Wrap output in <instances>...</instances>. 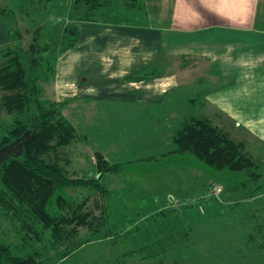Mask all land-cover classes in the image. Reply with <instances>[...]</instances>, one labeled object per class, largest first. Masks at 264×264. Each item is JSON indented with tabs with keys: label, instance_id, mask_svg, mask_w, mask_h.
Returning <instances> with one entry per match:
<instances>
[{
	"label": "rangeland",
	"instance_id": "374dc122",
	"mask_svg": "<svg viewBox=\"0 0 264 264\" xmlns=\"http://www.w3.org/2000/svg\"><path fill=\"white\" fill-rule=\"evenodd\" d=\"M17 1L0 0V8H16ZM38 1H42L41 6ZM258 1L145 0L140 7L128 8L124 1L114 0L104 9L108 15L98 23L145 24L162 28L172 40L179 38V44L171 42L163 58L154 63L160 68V75L146 80L154 81L155 100H163V104L133 105L120 98L114 100L113 92L108 93L111 98L71 100L69 94H60L55 70L54 75L52 70L39 69L44 99L70 101L63 115L86 136L85 141L71 146L70 173L96 176L95 154L106 151L110 154L103 156L110 162L121 161L123 169L118 174L98 176L103 193L70 190V195L80 201L88 197L91 228L79 227L78 238L59 250L44 248L43 243L31 244L30 250L42 252L37 256L38 264H264V177L259 191H229L216 184L212 170L197 159L190 156L179 160L168 153L174 147L172 135L183 117L203 115L216 124L233 127L235 137L246 141L247 150L263 163L264 175L258 139L231 112L240 119L243 96L248 98V93L241 90L256 88L259 70H263L258 54L252 52L253 44L242 41L243 36L253 37L261 26L264 28V2ZM191 3L196 16L185 8ZM70 5L71 0H32L27 9L37 11L32 16L18 15L16 28L21 30L23 39L15 43L29 45L33 34L26 29L44 22L49 28L59 24L63 30V25L72 22ZM2 17L5 16L0 13ZM201 25L215 26L208 31L214 36L208 37H215L216 46L210 41L201 46L211 47L206 51L214 53V58L192 43V38L183 40L184 34H192L190 31ZM111 31L106 37L109 41L117 33ZM227 51L229 54L224 56ZM260 63L264 64V57ZM125 77L113 78L117 88L139 89L136 84L140 81L128 82ZM163 78L167 81L160 89L156 84L162 83ZM87 88L89 95L96 94ZM257 91L261 94L258 88ZM249 94L259 96L252 91ZM114 119L120 124L114 126ZM8 122V116L1 114L0 124ZM2 134L0 127V138ZM217 186H221L220 193L214 192ZM189 203L194 206L187 207ZM0 239L15 247L16 254L27 253L23 234L1 210Z\"/></svg>",
	"mask_w": 264,
	"mask_h": 264
},
{
	"label": "trees",
	"instance_id": "16d2710c",
	"mask_svg": "<svg viewBox=\"0 0 264 264\" xmlns=\"http://www.w3.org/2000/svg\"><path fill=\"white\" fill-rule=\"evenodd\" d=\"M113 1L71 0L72 22L62 23L63 30L59 24L49 28L45 22L27 28L26 32L33 36L26 46L15 43L23 39L21 30L16 28L17 17L34 15L37 8L31 12L27 9L32 0H18L16 8H0L5 16L0 23L5 24L8 33V43L0 45V115L9 118L8 123L0 124L3 130L0 148L27 132L35 134L20 157H12L0 168V210L12 218L23 234V248L27 250L25 255L16 254L15 247L0 239V264H38L37 256L42 252L30 250L31 244L43 243L44 248L59 250L77 239L79 227L91 228V212L88 197L80 201L70 195V190L103 193L98 176L118 174L123 169L121 162H110L97 152L96 176L70 173L71 146L85 141L86 136L63 115L67 101L44 99L38 75L42 67L54 72L59 56L79 42L81 25L98 23L108 15L104 9ZM122 1L128 8L145 3V0ZM38 2L41 6L42 1ZM160 73V68L152 63L130 72L125 79L151 80ZM232 128L216 124L207 116L185 115L172 135L174 147L168 153L179 160L190 156L197 159L212 170L215 183L224 189L259 191L263 186V163L247 150L246 141L235 137Z\"/></svg>",
	"mask_w": 264,
	"mask_h": 264
},
{
	"label": "crops",
	"instance_id": "0c3cea01",
	"mask_svg": "<svg viewBox=\"0 0 264 264\" xmlns=\"http://www.w3.org/2000/svg\"><path fill=\"white\" fill-rule=\"evenodd\" d=\"M258 2L261 3L262 0H259ZM153 4H157V2H154ZM185 8L187 11L193 13V16L198 14L193 3L187 4V7ZM185 8L182 7V10H186ZM262 24L264 25V21H261V25ZM214 27L215 26L201 25L199 28H195L196 30L190 31L192 34H184L185 37H183V40L185 38H192L191 42H194L197 47H201L205 41H210L216 46L217 42L214 39L215 37H208L214 36L213 32H208L214 29ZM111 30H116L117 33H115L116 35L114 34L113 38L109 41L106 37L112 33ZM102 32H106V34L104 35ZM202 32L206 33L202 34ZM242 41L246 45L253 44L252 52L258 54L257 60L259 61V67L263 68V70L261 72L259 70L260 77L256 88L248 87V90H241L244 93H248V98L245 99L243 96L244 101L240 112V119L235 112L232 110L231 112L233 117L238 119L247 130L254 134L255 139H258L257 143L261 148L260 154L264 160V97L261 96L262 91H264V64L260 63V59L264 57V28L261 26L258 34H255L253 37L250 35L247 37L243 36ZM171 42L172 44L176 43L178 45L179 38L177 37L172 40L167 32H163L162 28L152 27L150 25H134L127 23L121 25L119 23L112 24L108 21L83 24L81 25L79 42L75 47L60 55L57 60L55 68L57 78L56 86L59 89H62V91H60L61 95L68 96L69 94L71 100L77 98L85 99L84 97L111 98L108 96V93L113 92L114 95H116L114 100L120 98L119 100L130 101L133 105H136V103L139 102L150 103L152 106L163 104V100L160 103L158 99L155 100L156 91L153 89L155 84H152L154 81H140V83L136 84L140 85L137 86L139 89L133 88L130 90L124 89L122 86L117 88V84L114 83L113 78L115 79L116 77V79L121 80L131 71L159 62L160 59L163 58V52L167 50V48L169 49V44ZM6 43H8L7 27L4 23H0V45ZM202 49L203 52H209L206 51V49H211V47ZM210 52L209 54L211 57H216L214 53L212 54V52ZM227 53L229 54L227 51L223 55L226 56ZM222 56L219 57L222 58ZM251 60L253 59L251 58ZM93 71L96 72L92 73ZM92 74H94V76H91ZM96 78L97 82L95 81ZM166 79L167 78H163L162 83H158L156 86L160 89L164 88V83L167 81ZM159 81H161L160 78ZM93 82L97 85L92 84ZM87 87L96 92V94L89 95L90 93L88 92L91 91L88 90ZM94 88L96 90L98 89L97 91L99 92L95 91ZM122 88L124 90H122ZM257 88L261 94H259ZM155 90L158 91L159 89ZM249 91L257 93L259 96L251 97ZM206 98H208V94H206ZM56 101L61 100L57 99ZM110 117L111 116L108 118L106 117V120L110 121ZM81 122L84 123L83 119ZM103 122L105 123L106 121L103 120ZM117 122L118 121L114 119L112 124L114 126L120 124ZM115 131L119 130L116 129ZM248 145L250 146V144ZM110 146L114 145L112 144ZM170 148L172 149L173 146ZM170 148L168 152L171 150ZM112 152L115 153L114 151ZM107 153L110 154L109 151L103 152L105 156ZM113 162L116 163L118 161L114 160Z\"/></svg>",
	"mask_w": 264,
	"mask_h": 264
},
{
	"label": "water",
	"instance_id": "95a60500",
	"mask_svg": "<svg viewBox=\"0 0 264 264\" xmlns=\"http://www.w3.org/2000/svg\"><path fill=\"white\" fill-rule=\"evenodd\" d=\"M35 134L30 132L25 133L22 137L12 141L11 143L4 145L0 148V168L4 162L10 160L12 157H20L34 138Z\"/></svg>",
	"mask_w": 264,
	"mask_h": 264
},
{
	"label": "built area",
	"instance_id": "2783aa9c",
	"mask_svg": "<svg viewBox=\"0 0 264 264\" xmlns=\"http://www.w3.org/2000/svg\"><path fill=\"white\" fill-rule=\"evenodd\" d=\"M214 192H215V193H220V192H221V186H217V187L214 189Z\"/></svg>",
	"mask_w": 264,
	"mask_h": 264
}]
</instances>
